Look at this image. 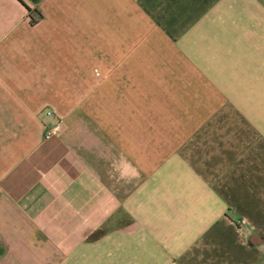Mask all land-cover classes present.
<instances>
[{
  "label": "crops",
  "instance_id": "crops-1",
  "mask_svg": "<svg viewBox=\"0 0 264 264\" xmlns=\"http://www.w3.org/2000/svg\"><path fill=\"white\" fill-rule=\"evenodd\" d=\"M0 264H264V0H0Z\"/></svg>",
  "mask_w": 264,
  "mask_h": 264
},
{
  "label": "built area",
  "instance_id": "built-area-1",
  "mask_svg": "<svg viewBox=\"0 0 264 264\" xmlns=\"http://www.w3.org/2000/svg\"><path fill=\"white\" fill-rule=\"evenodd\" d=\"M46 113L52 114L53 111L51 109H47ZM54 127H55V124L48 126L47 131H46V136H50L54 132Z\"/></svg>",
  "mask_w": 264,
  "mask_h": 264
}]
</instances>
